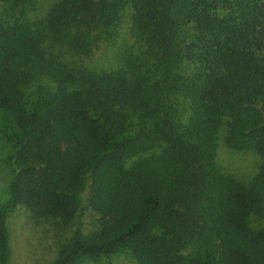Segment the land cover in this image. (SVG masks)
<instances>
[{
    "label": "trees",
    "instance_id": "16d2710c",
    "mask_svg": "<svg viewBox=\"0 0 264 264\" xmlns=\"http://www.w3.org/2000/svg\"><path fill=\"white\" fill-rule=\"evenodd\" d=\"M125 11L131 48L86 65ZM0 124V264L18 207L44 264H264V0H0Z\"/></svg>",
    "mask_w": 264,
    "mask_h": 264
},
{
    "label": "rangeland",
    "instance_id": "374dc122",
    "mask_svg": "<svg viewBox=\"0 0 264 264\" xmlns=\"http://www.w3.org/2000/svg\"><path fill=\"white\" fill-rule=\"evenodd\" d=\"M37 1L46 7L51 0ZM129 15L130 13L125 11L117 27L115 37L110 42L101 44L89 57L85 58L84 63L86 65L94 67V69L112 68L116 64V57L131 48L134 37L130 31L131 20ZM10 151L9 145L0 130V203L7 197V186L12 176L11 165L8 161ZM217 161L224 169L236 172L237 176L245 177L254 169L256 157L250 152L229 150L225 147L222 139H219ZM27 215L25 210L18 207L8 218L9 264H44L55 255L51 228L44 223H34ZM112 263L135 264L133 260L123 255L116 256Z\"/></svg>",
    "mask_w": 264,
    "mask_h": 264
}]
</instances>
